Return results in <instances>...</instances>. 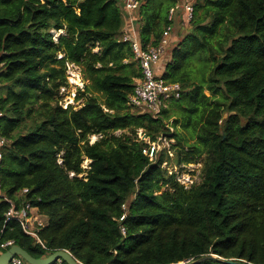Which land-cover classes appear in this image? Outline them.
I'll return each instance as SVG.
<instances>
[{
  "label": "trees",
  "instance_id": "obj_1",
  "mask_svg": "<svg viewBox=\"0 0 264 264\" xmlns=\"http://www.w3.org/2000/svg\"><path fill=\"white\" fill-rule=\"evenodd\" d=\"M138 1L137 39L157 47L177 0ZM191 3L160 76L179 96L153 116L127 105L141 74L120 0H0V245L81 264H264V0ZM66 63L85 82L78 109L58 104ZM138 130L171 137L173 157L150 162ZM163 162L200 164L198 183ZM24 202L46 219L38 239L5 222Z\"/></svg>",
  "mask_w": 264,
  "mask_h": 264
},
{
  "label": "built area",
  "instance_id": "obj_2",
  "mask_svg": "<svg viewBox=\"0 0 264 264\" xmlns=\"http://www.w3.org/2000/svg\"><path fill=\"white\" fill-rule=\"evenodd\" d=\"M121 6L125 12V20L129 23L135 20L132 16L136 13L139 7L138 0H120ZM181 12L184 15L185 23L187 24L191 19L193 12V6L191 2H185L177 0V3L171 7L168 11V20L173 21V16ZM172 31V26L168 25L163 33L160 40V43L157 47H146L145 49L141 48L140 43L137 38L131 34H124L122 37L123 41L129 43L131 51L133 53L134 59L137 60L140 68V78L135 80V87L133 93L129 96L128 107L135 111L141 113H149L153 116L158 115L160 109L165 106V103L172 98H177L180 93V86L175 83H167L162 80L160 77H157L154 73V68L160 62L165 49L170 44V34ZM62 31H51V34L54 36H59ZM56 40V37L54 38ZM61 58V55L58 56ZM79 68L74 64L66 63V79H73L71 85H75V88L79 89L78 91H83L85 82L80 77L78 73ZM77 72V73H76ZM69 76V77H68ZM66 90V87H61L59 89V102L58 104L63 109H67L69 106L74 109L80 108L73 104V100L70 102H64L61 104V95ZM72 95V94H71ZM73 98H75L73 94ZM78 107V108H77ZM1 117V112H0ZM172 131V129H170ZM137 141L143 143L142 154L148 158L150 162H154L159 153L165 152L170 158L173 157V151L171 149L174 141L169 136H159L156 140L151 141L148 138L142 136V130L137 132ZM8 140L1 135L0 133V167L2 152L4 147L7 145ZM94 143V142H92ZM61 163V160H58ZM88 164H89V160ZM88 164L86 167L82 164L83 169H88ZM194 165L200 164H188L181 166H170L166 162H163L162 168L166 169L169 175H174L177 182H179L184 188H189L190 186L198 183L190 174L187 169L193 168ZM201 166V165H200ZM82 176V175H81ZM26 189L22 190L21 194H25ZM43 218L37 212V209L32 207L28 202L21 203L19 206H16L13 203H10L8 211L5 213V222L14 221L20 225L24 233L37 237V232L45 224L42 223L41 219ZM12 241H8L0 245L1 249L8 248L12 246ZM10 264H27L19 257H13Z\"/></svg>",
  "mask_w": 264,
  "mask_h": 264
},
{
  "label": "water",
  "instance_id": "obj_3",
  "mask_svg": "<svg viewBox=\"0 0 264 264\" xmlns=\"http://www.w3.org/2000/svg\"><path fill=\"white\" fill-rule=\"evenodd\" d=\"M13 257H19L27 264H55L59 261H63L66 264H81L76 259H74V257L68 251H56L45 258H34L18 245H12L8 248L7 251L0 254V264H10ZM205 259H215V258L212 256H208L190 264H196L199 261ZM228 263L236 264L232 262H228ZM179 264H185V263H179Z\"/></svg>",
  "mask_w": 264,
  "mask_h": 264
},
{
  "label": "crops",
  "instance_id": "obj_4",
  "mask_svg": "<svg viewBox=\"0 0 264 264\" xmlns=\"http://www.w3.org/2000/svg\"><path fill=\"white\" fill-rule=\"evenodd\" d=\"M185 2H193V0H181ZM177 24L172 27V31L170 34V44L169 47L165 49V52L160 59V62L157 64V66L154 68V73L156 76H161L164 68V63L169 58V52L171 49L177 44L179 39L181 38V35L185 33V31L188 29L187 24L185 23L184 15L181 12H178L177 14ZM134 27V23H129L126 21V25L123 29V31L126 33L129 32L131 35H133L135 38H137V31ZM127 34V33H126Z\"/></svg>",
  "mask_w": 264,
  "mask_h": 264
},
{
  "label": "rangeland",
  "instance_id": "obj_5",
  "mask_svg": "<svg viewBox=\"0 0 264 264\" xmlns=\"http://www.w3.org/2000/svg\"><path fill=\"white\" fill-rule=\"evenodd\" d=\"M177 14L178 13H176L174 16H173V21H172V24H171V26L172 27H174L176 24H177ZM134 18H135V20L137 19L136 18V13L135 14H133L132 15ZM132 23H134V21H132ZM133 28H135V29H137L136 28V24L134 23V27ZM123 33L125 34V32L123 31ZM126 33H128V34H131V33H129V32H127L126 31ZM57 38V36H54L53 35V38ZM169 47V46H168ZM167 47V48H168ZM78 73H80V70L79 71H77ZM76 72V73H77ZM66 76H67V74H66ZM69 77V76H68ZM80 77L82 78V75H81V73H80ZM73 81V79L72 78H70V80L67 78V83H68V86L66 87V90H65V92L64 93H62V95H61V104H63L64 102H70L71 100H73V104L75 105V106H81L82 105V102H83V99H76V97H77V95H78V90L79 89H77V88H75V85H71V82ZM83 91H84V89H83ZM72 94V95H71ZM73 94H74V96H75V98H73ZM78 108V107H77ZM133 111V110H132ZM97 140V137L94 135V136H91L90 137V143H92V142H95ZM85 167H86V165L88 164V161L87 160H84V162L82 163ZM200 165H194V167L193 168H189V169H187V171L190 173V174H193V175H190V176H192L196 181H199V179H200V176H199V170H200ZM41 219V218H40ZM42 220V223H44L45 224V222H46V219L45 218H42L41 219Z\"/></svg>",
  "mask_w": 264,
  "mask_h": 264
}]
</instances>
